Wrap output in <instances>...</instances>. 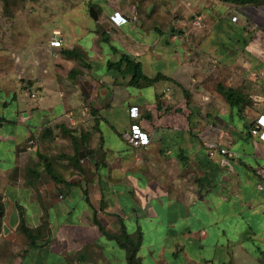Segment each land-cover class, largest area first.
Listing matches in <instances>:
<instances>
[{
    "label": "crops",
    "instance_id": "1",
    "mask_svg": "<svg viewBox=\"0 0 264 264\" xmlns=\"http://www.w3.org/2000/svg\"><path fill=\"white\" fill-rule=\"evenodd\" d=\"M192 4L193 19L217 13L222 22L218 36L207 34L210 44L172 33L182 44L155 52L121 38L128 23L110 20L112 49L141 61L148 77H167L151 85L131 84L107 62L102 77L82 71L78 91L58 102L46 97V64L34 57L41 49L0 64V230L37 237L35 246L25 237L20 250L9 233L0 236V264H129L95 216L114 236L123 225L132 238L141 232L142 264H264V139L251 132L264 114V12L246 10L264 1ZM30 80L36 97L24 88ZM132 124L149 133L147 146L124 140ZM30 137L37 147L27 151ZM206 141L228 150L225 164ZM45 158L57 184L41 174Z\"/></svg>",
    "mask_w": 264,
    "mask_h": 264
},
{
    "label": "rangeland",
    "instance_id": "2",
    "mask_svg": "<svg viewBox=\"0 0 264 264\" xmlns=\"http://www.w3.org/2000/svg\"><path fill=\"white\" fill-rule=\"evenodd\" d=\"M192 2L194 0H0V64L15 62L14 58L19 57L17 53L26 58L32 56L30 50L32 51L33 47L41 49V54L34 57L46 64V97L60 102L67 95L78 91L77 84L82 71L97 72L102 77L107 72L106 63L119 58L113 51L111 42L104 40L105 33L116 36L110 25V18L117 11L129 19L125 31L119 32L121 38L136 46L141 39L155 47V52H158V49L171 50L182 43L180 40H171L169 36H173L172 33L180 35L185 32L191 37L196 34L193 39L197 45L210 44L206 40L209 37L207 34L218 36L222 22L216 17L217 13H214L202 19V26H195L193 16L199 9L192 11ZM91 6L100 11L98 19L90 15ZM208 6L216 7L218 11L222 8L217 4ZM246 10L256 16L257 13L264 12V4L260 9L255 6L247 7ZM55 31L61 33L66 45L52 52L49 49V40ZM203 32H206L205 36ZM159 36L162 41L156 43L155 40ZM119 41L126 44L121 39ZM44 45L46 53L43 51ZM67 49H74L79 57L67 56L64 53ZM32 83L34 81H28L24 88L30 89ZM44 87L45 85H42L40 88ZM32 92L36 93V89H30V95ZM56 124L65 126L63 121ZM54 165L58 167L57 162ZM46 173L50 176L52 184H57L56 179L46 169L41 174ZM56 176L59 177L60 174L57 173ZM43 230L46 232V220ZM9 231L0 230V236ZM12 231L8 237L15 238L21 250L23 239L27 235L23 229ZM1 247L3 245H0ZM20 255L21 251L19 257Z\"/></svg>",
    "mask_w": 264,
    "mask_h": 264
},
{
    "label": "trees",
    "instance_id": "3",
    "mask_svg": "<svg viewBox=\"0 0 264 264\" xmlns=\"http://www.w3.org/2000/svg\"><path fill=\"white\" fill-rule=\"evenodd\" d=\"M221 1H228L231 3L235 4H254V5H260L263 3L264 0H221ZM97 9V8H96ZM98 10V9H97ZM100 13V11L98 10ZM104 40L106 42H110V37L107 33L104 34ZM114 51L118 54L119 58L115 61H108V67L110 69L116 70L119 75L122 77H127L130 76V83L135 85V86H142V85H151L157 80L161 78H167L166 76L162 74H157L154 77H148L144 72H143V65L141 61L136 60L132 55L123 52L120 49H117L113 47ZM64 53L67 56L70 57H79V54L74 50V49H67L64 50ZM220 91L227 97L228 101L234 105L238 103V99L235 97V92L231 88H221ZM45 167L46 170L52 175L56 181H58V177L54 173V170L52 168L51 163L47 158H45ZM94 222L97 223L106 235L113 237L116 239L117 243L127 251V258L129 264H142L140 258L138 257V250L141 245V240H142V234L141 232L138 233L136 239L132 238L128 232L126 231L124 225L122 227V233L119 236H114L110 233H108L105 228L101 225L100 221L98 218L95 216L94 217ZM28 238L30 239V244L35 246L36 245V240L37 237L34 235V233L31 230H24Z\"/></svg>",
    "mask_w": 264,
    "mask_h": 264
},
{
    "label": "built area",
    "instance_id": "4",
    "mask_svg": "<svg viewBox=\"0 0 264 264\" xmlns=\"http://www.w3.org/2000/svg\"><path fill=\"white\" fill-rule=\"evenodd\" d=\"M237 16L233 15L232 20H237ZM112 22L118 26L129 23V19L123 15L121 12H115L111 15ZM193 24L195 26H202V18L200 16H196L193 20ZM64 38L59 31H55L53 36L49 40V49L50 51L56 52L64 47ZM16 60L19 57H15ZM32 97H36L35 93H31ZM87 109V108H86ZM130 116L133 118H137L139 116V107L133 106L130 109ZM254 135L259 134L261 139H264V114L260 115L257 120L254 128L251 130ZM122 137L125 141H127L132 146H147L150 143V135L147 131H145L139 124H132L129 128L123 131ZM206 146L208 147L209 156L220 157L221 163L225 164L224 155L228 152V150L224 147L218 146L216 142L206 141ZM37 147V140L34 137H30L27 141L26 150L32 151ZM260 189H264V183L259 184Z\"/></svg>",
    "mask_w": 264,
    "mask_h": 264
},
{
    "label": "water",
    "instance_id": "5",
    "mask_svg": "<svg viewBox=\"0 0 264 264\" xmlns=\"http://www.w3.org/2000/svg\"><path fill=\"white\" fill-rule=\"evenodd\" d=\"M90 15L94 19H98V10L95 8V6H91V8H90Z\"/></svg>",
    "mask_w": 264,
    "mask_h": 264
}]
</instances>
